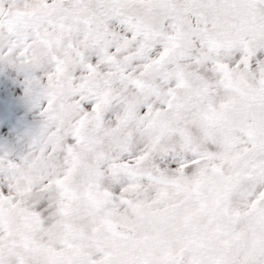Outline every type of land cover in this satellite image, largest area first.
I'll return each mask as SVG.
<instances>
[{"label":"snow or ice","instance_id":"1","mask_svg":"<svg viewBox=\"0 0 264 264\" xmlns=\"http://www.w3.org/2000/svg\"><path fill=\"white\" fill-rule=\"evenodd\" d=\"M0 74V264H264V0H0Z\"/></svg>","mask_w":264,"mask_h":264},{"label":"rangeland","instance_id":"2","mask_svg":"<svg viewBox=\"0 0 264 264\" xmlns=\"http://www.w3.org/2000/svg\"><path fill=\"white\" fill-rule=\"evenodd\" d=\"M21 96L20 85L13 83L6 75L0 74V129L9 133L23 131L38 120L36 113L29 111L21 102ZM7 139H14V135H9Z\"/></svg>","mask_w":264,"mask_h":264}]
</instances>
